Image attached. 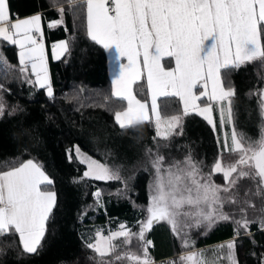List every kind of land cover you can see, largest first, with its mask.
Instances as JSON below:
<instances>
[{"label": "snow or ice", "instance_id": "snow-or-ice-1", "mask_svg": "<svg viewBox=\"0 0 264 264\" xmlns=\"http://www.w3.org/2000/svg\"><path fill=\"white\" fill-rule=\"evenodd\" d=\"M67 4L86 10L87 35L92 41L114 52L117 60L127 58V64H120L112 93L126 102V107L114 112V122L122 131H135L152 123L156 133L153 139L169 141L173 135H182V116L190 110L198 112L215 130L212 102L217 105L221 127L229 129L224 132L223 148L207 172L191 152L166 163L161 149L168 144L146 148L152 179L148 184L149 202L141 207L146 217L138 221L139 230L133 232L121 224L118 230L104 235L98 229L94 242L86 247L93 251L96 264H155L148 251L154 245L145 234L154 224L165 222L186 250L166 264H217L215 250L195 249L190 238L192 229L207 231L223 221L235 225L236 237L242 228L250 234V224L257 221L264 229V91L257 93L261 97V125L254 140L237 130L232 107L236 91L230 81L232 71L249 63L259 62L264 67V0H67ZM58 11L63 14L65 7L59 6ZM34 32H41L39 15L14 21L8 0H0V42L18 47L17 70L29 83L46 88L52 97L45 48ZM67 51L68 43L62 42L54 45L53 55L59 59ZM165 57L174 60V68L165 69ZM141 63L146 69L151 114L148 102L138 99L133 89L144 76ZM0 66L5 71L15 68L2 52ZM29 72L35 76L34 81L29 79ZM198 85L203 89L199 94L194 91ZM160 98H179L182 113L167 115L168 105L162 107ZM201 98L209 103L201 106L197 103ZM4 112L0 98V117ZM76 153L87 164L82 179L122 181L127 188L119 167L83 156L79 148ZM225 156L235 159L225 160ZM0 168L8 169L0 171V239L18 235L23 252L36 253L56 204V193L48 190L54 182L43 166L31 159L18 166L12 161L0 162ZM217 174L224 183L214 181ZM245 179L255 183L253 195L261 198L258 209L247 198L250 190L240 197L241 181ZM93 195L99 202L102 193L97 190ZM225 205L231 212L224 210ZM249 209L260 215L249 220ZM134 241L139 253L132 251ZM235 248V239L220 244L219 259L238 264Z\"/></svg>", "mask_w": 264, "mask_h": 264}, {"label": "trees", "instance_id": "trees-1", "mask_svg": "<svg viewBox=\"0 0 264 264\" xmlns=\"http://www.w3.org/2000/svg\"><path fill=\"white\" fill-rule=\"evenodd\" d=\"M59 6L65 7L63 14L58 11ZM8 10L12 18L40 12L45 20L54 22L44 31L54 95L49 97L45 88L24 79L17 70L14 47L0 42V52L15 66L8 71L0 69L3 85L0 98L5 105L4 115L0 117V162L12 161L13 166H18L31 159L41 164L54 182L48 189L56 193V204L37 252H23L18 235L5 236L0 239L3 249L0 264H96L93 251L86 245L94 242L98 229L108 235L125 224L137 232L138 221L146 217L141 207L149 202L152 169L147 164L145 149L168 144V148L161 149L166 163L191 152L207 172L219 151L215 132L194 112L182 116V135H173L169 141L153 139L152 123L135 131H122L114 122V112L122 110L125 102L112 95L106 55L87 35L85 9L69 7L67 0H8ZM52 41L68 43V51L59 59L49 47ZM28 77L33 80L30 72ZM230 81L236 91L232 107L237 130L255 140L261 125V97L257 93L264 91V67L259 62L249 63L232 71ZM133 89L138 99H148L143 79ZM160 101L162 107L168 105L167 115L182 113L179 98H160ZM77 148L101 163L119 167L127 188L122 181L82 179L86 168L74 153ZM3 170L8 169L0 168ZM218 178L222 181L221 175L213 176L214 181ZM242 181L248 183L246 179ZM97 190L102 193L99 202L93 195ZM248 231L250 234L241 231L239 237L228 232L220 237L198 236L193 240L195 249H209L221 240L234 238L238 264H264V229L252 223ZM145 239L154 245L148 251L155 264H166L186 251L164 222L154 224ZM132 251L140 252L135 241Z\"/></svg>", "mask_w": 264, "mask_h": 264}, {"label": "crops", "instance_id": "crops-1", "mask_svg": "<svg viewBox=\"0 0 264 264\" xmlns=\"http://www.w3.org/2000/svg\"><path fill=\"white\" fill-rule=\"evenodd\" d=\"M37 15L40 16V28H41V32L40 33L34 32L33 35L37 38L38 42H42L43 45H44V31L46 30V28H48V27H50V26H52L54 24L53 21H51V20H45L43 14L40 13V12H38V13H32V14H29V15H26V16H22V17H13L12 19L14 21L16 19L24 20V19L32 18V17L37 16ZM85 21H86V10H85ZM86 30H87V23H86ZM52 42H54V41H52ZM3 43H5L6 45H10V46H13L14 47L15 53H16V58H17V61H18V51H19L18 47L15 46V45L8 44L7 42H3ZM58 44H60V42H54V45H58ZM100 46L104 49V52H105V55H106L107 73H108V78H109L110 84H111V92L113 93L114 92V89H115L114 80H115V77L117 76V74L120 72V64L121 63L127 64V58L125 57L122 60H117L116 55H115L114 52H110L109 50L105 49L103 47V45H100ZM44 48H45V46H44ZM51 51L52 52L54 51V46L51 48ZM56 51L57 52H60V49H56ZM162 64L165 67V69H171V68H174L175 67L174 60L172 58H168V57H165L162 60ZM1 68H2V66H0V69ZM141 68H142V71L144 72V76L141 79L144 80L145 85H146V89H147V84H146V69L143 68L142 63H141ZM32 76H33V80H35V76L34 75H32ZM36 86L39 87L38 84H36ZM202 90L203 89L198 85L197 88L194 91H196V93L199 94V92L202 91ZM45 91L47 93V89L46 88H45ZM209 91H210V85H209ZM147 94H148V99L146 100V102H148L149 105H150V94L148 93V90H147ZM197 103H199L201 106H203L204 104L209 103V101H207V98H201V100H199ZM212 103H213V116L216 119V128H215V130L213 129V131L215 132V136H216V134H218V139L216 137V140H217L218 149L220 151L223 148L224 132L227 131V130H229V129L227 127H221V125L219 123V113H218L217 105L214 102H212ZM181 106H182V103H181ZM125 107H126V102H125ZM189 112H194V111H189ZM194 113H196L197 115H199L198 112H194ZM200 117H202V116H200ZM26 161L27 160H25L23 162H26ZM48 190H50V189H48Z\"/></svg>", "mask_w": 264, "mask_h": 264}, {"label": "rangeland", "instance_id": "rangeland-1", "mask_svg": "<svg viewBox=\"0 0 264 264\" xmlns=\"http://www.w3.org/2000/svg\"><path fill=\"white\" fill-rule=\"evenodd\" d=\"M149 111H150V114H151V108L150 107H149ZM216 137L218 139V134H216ZM74 153H75L76 157L78 158V160L81 162V157L77 155L76 150H75ZM80 153L83 156L89 157V156L83 154L81 151H80ZM92 159H94V158H92ZM83 164L85 165V168L87 170V164L86 163H83ZM215 182L217 184L224 183L223 179H222V181H220L219 178ZM247 182L248 183H244L243 181L241 182V186H240V189H239L240 197L241 198H244L245 197V192L250 190L249 196L247 198L250 199L253 203H255L256 204V207L258 209L261 206V198L253 195V193L255 192V183L252 182V181H249V180H247ZM224 210L226 212H231V209L229 208L228 205H225V209ZM259 215H260L259 212H253L252 209H249L248 210V219L249 220H254ZM236 218L239 219V215H237ZM254 223L260 225L259 221L254 222ZM164 225H166L167 227H169L165 222H164ZM163 227H165V226H163ZM160 229H162V228H160ZM244 230L245 229L242 228V229H240V232L241 231H244ZM226 232H228V233H235V225L231 221L219 222L212 229L207 230V231H205L204 228H201L199 230L192 229L191 232H190V237H191V240L193 241V240H196L198 236H200L201 238H203V237H209V236L220 237V236L224 235ZM232 239H234V238H227V239L221 240L220 242H224L223 244H226L228 241H230ZM220 242L219 243H215L216 245L209 247V249L215 250V255L217 257V264H226V261L225 260L219 259L220 255H221V253H220V251L218 249V246L220 245ZM180 245H181V243H180ZM158 248H161V247L159 246ZM209 255H211V253H209Z\"/></svg>", "mask_w": 264, "mask_h": 264}, {"label": "built area", "instance_id": "built-area-1", "mask_svg": "<svg viewBox=\"0 0 264 264\" xmlns=\"http://www.w3.org/2000/svg\"><path fill=\"white\" fill-rule=\"evenodd\" d=\"M111 7V5H110ZM54 46V42H49V47L52 48Z\"/></svg>", "mask_w": 264, "mask_h": 264}]
</instances>
